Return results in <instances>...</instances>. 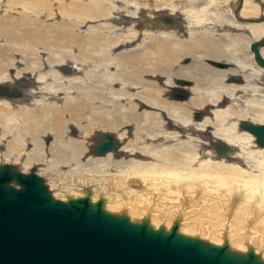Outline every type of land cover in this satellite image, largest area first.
I'll list each match as a JSON object with an SVG mask.
<instances>
[{
  "label": "bare ground",
  "instance_id": "obj_1",
  "mask_svg": "<svg viewBox=\"0 0 264 264\" xmlns=\"http://www.w3.org/2000/svg\"><path fill=\"white\" fill-rule=\"evenodd\" d=\"M130 1L0 0L7 186L32 174L54 199L264 261V145L248 129L264 124L250 50L264 59V0H153V30ZM107 133L116 147L95 154Z\"/></svg>",
  "mask_w": 264,
  "mask_h": 264
},
{
  "label": "water",
  "instance_id": "obj_2",
  "mask_svg": "<svg viewBox=\"0 0 264 264\" xmlns=\"http://www.w3.org/2000/svg\"><path fill=\"white\" fill-rule=\"evenodd\" d=\"M250 50L264 65L255 42ZM15 94L0 86V95ZM183 96L182 90L176 91L177 98ZM248 129L264 145V124ZM103 138L95 154L116 147L111 134ZM7 170L0 169V264H264L251 251L238 255L226 245H203L177 233L175 226L163 232L145 222L131 223L105 212L100 201L91 205L86 197L54 199L32 174L14 175L19 188L7 186L13 176Z\"/></svg>",
  "mask_w": 264,
  "mask_h": 264
},
{
  "label": "rangeland",
  "instance_id": "obj_3",
  "mask_svg": "<svg viewBox=\"0 0 264 264\" xmlns=\"http://www.w3.org/2000/svg\"><path fill=\"white\" fill-rule=\"evenodd\" d=\"M67 1V0H66ZM118 5H120V2H116ZM130 3V6H129V8L130 9H134L133 11H131L132 13H137V11L138 10H146L147 11V13H146V17L144 18V23H145V26L148 28V29H150V30H153V25L150 23V15H151V13L156 9L155 7H154V5H153V0H133V1H130L129 2ZM1 8L2 7H0V14H2V10H1ZM261 16V15H260ZM215 22L216 23H218V24H221L222 22H219V21H211V23H212V25H215ZM158 24H161V23H158ZM158 24H155V26L156 25H158ZM236 24H238L237 22H236ZM227 25V24H226ZM228 25H230L229 23H228ZM224 27V25H222L221 26V28H223ZM8 30V28H4V27H0V31H7ZM3 36L2 35H0V45L1 46H4V45H6V43H5V41H3ZM121 44V43H120ZM222 45H223V47L225 46V47H228V45H229V42H226V44H225V42H222L221 43ZM18 56V54L17 53H15V54H13V58L15 59L16 57ZM41 56H42V54H41ZM15 64L16 65H18L19 67H21V68H24V65L21 63V62H19V57H17V61L15 62ZM255 71H249L248 72V74L250 75V76H253V77H258L257 75H255V73H254ZM118 88L120 87V86H118V84H115ZM115 87V86H114ZM189 89H190V87H188ZM168 90V93H169V89H167ZM177 90H180V88L179 87H177V86H174V87H172V93H173V95L176 93V91ZM168 97H169V95H167ZM187 98V95H185V98H180L181 100H185ZM169 99H170V97H169ZM248 110H250L249 109V107H248ZM193 114V113H192ZM193 118H194V115H193ZM112 132V131H111ZM112 133H114L115 134V132H112ZM92 145V144H91ZM219 149V148H218ZM217 149V150H218ZM90 156H92V155H90ZM113 156V155H112ZM104 157V156H103ZM114 157V156H113ZM119 157H122V155L121 156H119ZM70 198H72V197H70ZM70 198H68V199H70ZM73 198H76V197H73ZM79 198V197H78ZM67 199V200H68ZM106 212H108V211H106ZM111 214H115V215H117L116 213H112L111 212ZM125 214V212L124 211H122V213H121V216L123 215V216H125L124 215ZM187 215V214H186ZM186 215H183V218L184 217H188V215L186 216ZM182 218V216H181V218H179V219H181L180 220V222L182 223V221H185V219L186 218H184L183 219ZM260 232H261V234H260ZM257 234H259V235H261L260 237H262L263 236V234H264V229H262V228H260V229H258V232H257ZM184 236H186V235H184ZM189 238H190V236H188ZM191 238H196V237H191ZM263 238V240H264V236L262 237ZM211 244V243H210ZM231 251V250H230ZM232 253H234V254H238V255H242L239 251H231Z\"/></svg>",
  "mask_w": 264,
  "mask_h": 264
}]
</instances>
